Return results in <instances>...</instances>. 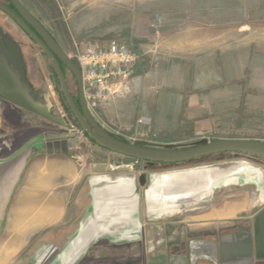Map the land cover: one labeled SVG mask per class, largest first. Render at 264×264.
I'll list each match as a JSON object with an SVG mask.
<instances>
[{"label": "crops", "instance_id": "obj_1", "mask_svg": "<svg viewBox=\"0 0 264 264\" xmlns=\"http://www.w3.org/2000/svg\"><path fill=\"white\" fill-rule=\"evenodd\" d=\"M196 33L174 39L173 69L181 81L172 95L146 90L137 114L123 94L127 87L101 106L104 118L96 121L110 137L117 139L113 132L130 120L143 134L214 129L208 106L215 110L225 97L215 88L217 80L225 72L241 79L248 59L244 54L224 71L218 41ZM209 41L211 49L200 54ZM195 47L200 52H192ZM210 87L215 90L208 93ZM33 117L0 98V264H149L154 258L171 264L172 256L185 254L190 240L205 233L212 232L208 239L214 241L234 235L235 227L257 229L264 207V158L154 166L146 175L111 170L104 162L80 165L76 136L50 137L54 128Z\"/></svg>", "mask_w": 264, "mask_h": 264}, {"label": "rangeland", "instance_id": "obj_2", "mask_svg": "<svg viewBox=\"0 0 264 264\" xmlns=\"http://www.w3.org/2000/svg\"><path fill=\"white\" fill-rule=\"evenodd\" d=\"M51 36V38L68 55L74 56L77 49L91 40H116L130 46L139 53V61L135 66L132 81L127 83L129 89L124 96L139 114V106L143 92L154 93L167 97L175 91L176 81H181L179 71H174L175 57L174 39L190 36L191 33H202L209 40L218 41V49H223V63L218 65L224 71L232 70V60L247 55L248 65L243 77L229 78L226 72L223 79H218L215 88L224 90L223 104L208 106L207 119L214 123V129L195 134L181 133L166 135L163 133L143 134L131 127L128 122L125 128L118 129L115 137L120 141L134 146L151 149L184 150L210 142L226 140H249L264 144V0H21ZM24 36V35H23ZM193 36V35H192ZM27 43V59L30 66V77L33 87L47 93L56 106V112L78 124L73 114L67 109L61 87L49 59L37 44L29 37H23ZM208 45L192 48L204 54ZM208 46V47H207ZM196 54H191L195 58ZM220 61V59H219ZM179 65V64H178ZM254 66V71L250 67ZM237 67L235 68L236 71ZM68 87L75 91L72 74L66 70ZM214 86V85H213ZM123 88V89H124ZM210 87L207 92L215 90ZM122 91V92H123ZM69 108V107H68ZM99 107L91 112L95 120L103 117ZM25 109V108H24ZM27 110V109H26ZM33 114V113H32ZM41 126L49 129L48 135L66 138L68 132L44 117L35 115ZM142 122H150L140 118ZM139 119V120H140ZM138 120V123H139ZM103 124L101 120H98ZM97 125L98 122L96 121ZM100 126V125H99ZM108 128V127H107ZM111 130V129H110ZM113 131V130H111ZM75 152L81 158L76 160L80 165L104 162L111 170H127L145 175L152 168L173 166L197 162L207 159H231L249 157L251 154L225 152L209 155L191 161L164 164L141 161L109 151L95 143L87 135L79 139L73 137ZM255 156V155H254ZM151 169V170H150ZM264 208V207H263ZM163 236V235H162ZM261 255H258V261ZM149 264H161L158 258L151 259Z\"/></svg>", "mask_w": 264, "mask_h": 264}, {"label": "water", "instance_id": "obj_3", "mask_svg": "<svg viewBox=\"0 0 264 264\" xmlns=\"http://www.w3.org/2000/svg\"><path fill=\"white\" fill-rule=\"evenodd\" d=\"M19 10L21 17L11 13L0 4L2 10L9 12L28 35H30L40 46L49 59L54 74H56L59 87L64 96L70 112L85 131L90 139L95 140L99 145L109 151L135 158L142 161L177 164L201 157L225 153L239 152L255 155L264 158V144L249 140H226L210 142L184 150H162L134 146L110 137L92 116L87 102L84 99L82 77L79 69L70 60L67 53L57 45L51 38L47 30L33 17L19 0H11ZM58 60H61L69 73L76 79L80 107L73 99L66 74ZM22 51L18 41L4 34L0 27V98L27 109L33 114L44 117L59 126L69 128L70 124L64 117L56 112V106L51 101L49 94L36 90L27 75ZM258 233L252 238L251 232L243 236L237 234H225L221 236L219 242L194 240L189 245V254L192 264L199 260L213 262L214 264H253L254 246L257 251L264 256V208L258 214ZM171 264H187V254L171 257Z\"/></svg>", "mask_w": 264, "mask_h": 264}, {"label": "built area", "instance_id": "obj_4", "mask_svg": "<svg viewBox=\"0 0 264 264\" xmlns=\"http://www.w3.org/2000/svg\"><path fill=\"white\" fill-rule=\"evenodd\" d=\"M81 46L74 56H68L81 73L84 99L94 112L132 80L139 53L116 40H91ZM68 123L70 127L65 130L70 135L79 139L87 136L79 124Z\"/></svg>", "mask_w": 264, "mask_h": 264}, {"label": "flooded vegetation", "instance_id": "obj_5", "mask_svg": "<svg viewBox=\"0 0 264 264\" xmlns=\"http://www.w3.org/2000/svg\"><path fill=\"white\" fill-rule=\"evenodd\" d=\"M19 1L21 2V0H19ZM0 4L3 5L11 13L21 17V14H20L19 10L16 9L17 7L15 6L14 3H12L11 0H0ZM21 4L23 5L24 9H26V6L22 2H21ZM26 10L29 12L28 9H26ZM0 27H1V29H2L4 34H7L8 36H11V37L15 38L18 41V43L20 45V49H21L22 54H23V58H24L23 62H25V65H26V68H27V75H28L29 79H31V77H30V73H31L30 72V66H29V63L27 62L28 61L27 54H28V49L29 48L27 47V43L25 42L23 37L24 36L29 37L35 44H37V42L30 35H28L27 32L18 23L15 22L14 18L9 14V12H7L5 10H2L1 7H0ZM42 52H43V50H42ZM44 55H45V53H44ZM235 228H236V231H235L234 234H237L239 236H243V235L248 233L246 230H244L242 228H239V227H235ZM251 233L253 235L252 238L254 239V237L256 236L258 231L255 228L254 230L251 231ZM212 234H213L212 232H209L207 234L205 233L203 235L204 236L207 235L206 237H197L196 239L194 238V239H192L190 241H194V240H206V241L208 240L209 241L208 238H211ZM218 239L219 238H216V239H213V240L216 241V242H219ZM183 253L187 254V264H192V262L190 260V254H189L190 253L189 252V245L186 247V250ZM253 255H254V263L259 264V263L263 262L261 260L264 259V256L260 257V260L258 261L257 257H258V255H260V253L257 251L255 246H254V250H253ZM201 263L214 264L213 262L205 261V260H199L195 264H201ZM218 264H221L220 263V255H219V263Z\"/></svg>", "mask_w": 264, "mask_h": 264}, {"label": "trees", "instance_id": "obj_6", "mask_svg": "<svg viewBox=\"0 0 264 264\" xmlns=\"http://www.w3.org/2000/svg\"><path fill=\"white\" fill-rule=\"evenodd\" d=\"M59 62H60V64H61V66H62V69H63V71L64 72H66V67L63 65V63L61 62V60H58ZM72 77H73V79H74V86H76V89H75V91L74 90H72V88L71 87H69L70 88V90H71V93H72V95H73V99L76 101V103H77V105L80 107V97H79V91H78V86H77V82H76V79L74 78V76L72 75ZM59 82V81H58ZM60 85V84H59ZM67 109L69 110V108L67 107ZM70 111V110H69ZM70 114H72L71 112H69ZM90 139V138H89ZM92 141H94L95 143H97L95 140H93V139H91ZM97 145H98V143H97ZM101 146V145H100ZM102 147V146H101ZM104 148V147H103ZM106 149V148H105ZM142 161V160H141ZM164 164H167V163H164ZM257 224H258V222H257ZM257 224H255L256 225V227H257V229H258V225ZM261 255V254H260ZM262 256V255H261Z\"/></svg>", "mask_w": 264, "mask_h": 264}]
</instances>
